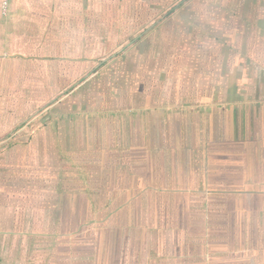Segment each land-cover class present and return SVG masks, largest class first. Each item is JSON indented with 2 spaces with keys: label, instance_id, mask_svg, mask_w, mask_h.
<instances>
[{
  "label": "crops",
  "instance_id": "0c3cea01",
  "mask_svg": "<svg viewBox=\"0 0 264 264\" xmlns=\"http://www.w3.org/2000/svg\"><path fill=\"white\" fill-rule=\"evenodd\" d=\"M0 264H264V0H0Z\"/></svg>",
  "mask_w": 264,
  "mask_h": 264
},
{
  "label": "built area",
  "instance_id": "2783aa9c",
  "mask_svg": "<svg viewBox=\"0 0 264 264\" xmlns=\"http://www.w3.org/2000/svg\"><path fill=\"white\" fill-rule=\"evenodd\" d=\"M9 0H1V10L3 15L7 13Z\"/></svg>",
  "mask_w": 264,
  "mask_h": 264
}]
</instances>
